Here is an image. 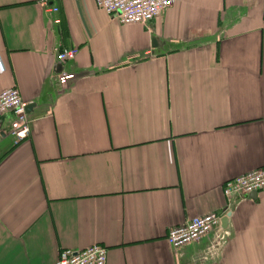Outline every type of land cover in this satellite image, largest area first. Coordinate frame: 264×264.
<instances>
[{
    "label": "crops",
    "instance_id": "0c3cea01",
    "mask_svg": "<svg viewBox=\"0 0 264 264\" xmlns=\"http://www.w3.org/2000/svg\"><path fill=\"white\" fill-rule=\"evenodd\" d=\"M53 3L0 0V91L32 104L20 143L0 119V264L93 244L106 264H264V188L221 189L264 166V0H175L147 23ZM225 207V227L166 241Z\"/></svg>",
    "mask_w": 264,
    "mask_h": 264
},
{
    "label": "built area",
    "instance_id": "2783aa9c",
    "mask_svg": "<svg viewBox=\"0 0 264 264\" xmlns=\"http://www.w3.org/2000/svg\"><path fill=\"white\" fill-rule=\"evenodd\" d=\"M56 0H41L48 12H57ZM175 0H95L98 8L112 15L120 23H147L156 18L164 9L171 6ZM59 19H55L54 23ZM77 53L75 48H64L56 53L58 61L73 58ZM56 81L65 85L73 79L66 70H60ZM27 102L20 96L16 87L0 91V119L10 115L9 135L13 143H20L30 134V123L26 111ZM264 188V166L246 173L226 179L222 184V193L229 199L232 195H247L250 192ZM227 207L222 212H210L197 215L188 221L169 228L166 241L174 248H179L191 242H196L213 228H219L221 218L227 217ZM107 247L93 244L79 250H60L55 264H106Z\"/></svg>",
    "mask_w": 264,
    "mask_h": 264
},
{
    "label": "water",
    "instance_id": "95a60500",
    "mask_svg": "<svg viewBox=\"0 0 264 264\" xmlns=\"http://www.w3.org/2000/svg\"><path fill=\"white\" fill-rule=\"evenodd\" d=\"M31 105H32V104H31ZM31 105H30V104L27 105V107H26V111H27V113L29 112ZM251 193H255V191H253V192H251ZM226 224H227V218H226V217L221 218V226H222V227H225Z\"/></svg>",
    "mask_w": 264,
    "mask_h": 264
}]
</instances>
